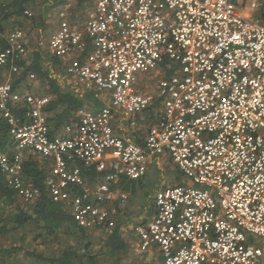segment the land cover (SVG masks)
I'll return each instance as SVG.
<instances>
[{
    "label": "built area",
    "instance_id": "built-area-1",
    "mask_svg": "<svg viewBox=\"0 0 264 264\" xmlns=\"http://www.w3.org/2000/svg\"><path fill=\"white\" fill-rule=\"evenodd\" d=\"M92 7L83 23L63 7L56 29L39 30L35 41L80 90L109 93L105 106L78 109V123L62 134H50L48 97L14 87L27 34H5L4 184L33 204L39 190L24 182L21 163L34 154L49 165L52 202L78 226L110 233L115 209L106 206L123 209L128 200L113 186L142 179L165 154L187 183L154 194L151 218L133 228L139 249L155 248L160 264H264V0H93ZM158 71L155 91L143 90L146 74ZM141 114L142 145L116 134L117 118L133 133ZM79 165L101 176L87 184Z\"/></svg>",
    "mask_w": 264,
    "mask_h": 264
},
{
    "label": "trees",
    "instance_id": "trees-1",
    "mask_svg": "<svg viewBox=\"0 0 264 264\" xmlns=\"http://www.w3.org/2000/svg\"><path fill=\"white\" fill-rule=\"evenodd\" d=\"M92 1L78 0L72 12V19H76L77 12L81 11L84 6L92 4ZM48 3H51V5L48 4V8L54 6L61 9L67 7L69 2L68 0H49ZM31 4H33L32 0H12L5 4L0 3V50L7 46L4 37L8 32L7 29L11 26L10 21L12 19L34 21V16L31 18L23 16V12ZM43 19L42 15L39 16L41 28L45 29L47 26ZM57 63L58 60L50 56L48 52L35 48L31 58H27L25 55L21 61L16 62L20 68V73L12 77L15 88L20 87V85L25 86L29 74H33L38 81L48 86L52 99L46 105L45 111L51 114L48 121L53 124L55 130L65 123L75 125L77 123L75 112L84 104V99L73 92L61 90L57 80L50 76L49 66ZM8 144V126L0 119V148L5 149ZM40 160L38 161L34 156H27L21 163L24 182L39 190L37 200L28 205V209L20 207L14 217L0 222V235L5 236L10 231L25 229L30 226L42 232L39 236L41 235L45 241L47 237H56L62 233L67 238L73 237V242L66 243L57 256L50 258L40 256L39 259L48 264H98L97 257L89 252L92 230L78 226L64 204L52 202L44 185L49 173V165L43 159ZM81 172L87 184L94 182L101 176L96 174L92 167L83 166ZM15 196V192L8 188L0 178V199L9 200ZM102 244L103 253L110 260L109 264H126L123 260L127 254V246L118 224L110 233L105 234ZM6 251L14 252L16 249L10 248Z\"/></svg>",
    "mask_w": 264,
    "mask_h": 264
},
{
    "label": "rangeland",
    "instance_id": "rangeland-1",
    "mask_svg": "<svg viewBox=\"0 0 264 264\" xmlns=\"http://www.w3.org/2000/svg\"><path fill=\"white\" fill-rule=\"evenodd\" d=\"M49 0H32V3L27 10L32 12L34 16V21L30 20H14L7 29V31H13L17 28H22L25 33L27 34V49H35V41L38 35L39 30L44 31V34H50L56 29L57 24V14L61 9L55 8L54 6L48 8ZM69 8L68 14H71L77 3L78 0H68ZM93 3V1H92ZM236 3V2H234ZM73 8V9H72ZM92 4L89 6H84L81 11L77 12L78 17H80L81 23H83L86 18L90 15L92 11ZM44 18V24L47 26L45 29L41 28V23L39 22V16ZM21 22V24H19ZM148 76V87L144 88L145 91H155L157 82L159 79L163 78L164 75L158 72H151L150 74H146ZM12 81H14L12 79ZM143 85V84H142ZM28 87V92L34 95H45L46 92L39 88V83L36 78L32 80H28L25 83V86L19 87L21 91L26 90ZM87 97H90L92 100L96 101V104H100L101 102L107 101L109 97V93L102 90H93L90 93H87ZM135 119V118H134ZM136 121L138 118L135 119ZM127 121V120H126ZM126 127L128 126L127 123L124 124ZM140 128L138 127L137 130ZM30 155H24V159ZM160 161L161 167L159 168H152L154 172H147L146 177L144 179V184H142V196L149 197L152 195L154 191L157 189H161L164 187H172L179 184V181L183 184H186V179L184 180L179 173L178 169H176L175 165L170 161L167 155L161 154L158 156L153 157L152 162ZM151 162V163H152ZM167 179H174L179 180L176 181L175 185H168L166 184ZM132 184L139 185L143 183L142 179L131 181ZM20 207H24L28 209V205L23 204L16 196L9 200H1L0 199V222H3L7 218H12L17 212V209ZM107 232L92 230V238H90V247L89 252L97 257L98 264H109L110 260L108 256L105 255L103 250L102 240ZM42 232L37 231L34 227L30 226L25 229H18L10 231L5 236L0 235V264H48L42 261V258H50L53 256H57L63 246L66 243L73 242V237L67 238L65 234L59 233L56 237H47L46 241L43 240ZM10 248H15L16 251L14 252H7L6 250ZM5 251V252H4Z\"/></svg>",
    "mask_w": 264,
    "mask_h": 264
},
{
    "label": "crops",
    "instance_id": "crops-1",
    "mask_svg": "<svg viewBox=\"0 0 264 264\" xmlns=\"http://www.w3.org/2000/svg\"><path fill=\"white\" fill-rule=\"evenodd\" d=\"M14 20L16 19H12L10 21L11 26H12L11 23ZM33 52H34L33 48L27 50L26 57L31 58ZM49 67H50V76L57 80L58 86L60 87L61 90L67 91V92H73L76 95H78L80 98L84 99V104L82 107L95 110L107 104L108 101H105L97 105L96 101L92 100L90 97H87V93H90L93 90H90V91L80 90V87L78 86V84H76V82L72 81L71 78L66 76L63 72V69H61L60 66H57V64L50 65ZM38 83H39V88L46 92L45 95H39V96L48 97L50 101L52 99V95L50 94L48 86L46 84H43L41 81H38ZM28 87L29 86H27L26 90H24L25 92L29 91ZM76 113L77 112H75V116H76ZM47 115H48V118H50L51 114L47 113ZM140 117L142 118H139L137 120L136 130H134L133 133L130 132L129 125L126 120L122 118H117L114 121V127H115L116 134L122 137H125V138L127 137L128 139L133 140L138 145H142L143 139L146 133L145 132L146 126L148 123L146 122V119H147L146 114H141ZM77 123H78V118H77ZM125 123H127L128 125L127 127L124 125ZM68 125L75 126L74 124L65 123L64 125L60 126L59 128L55 130L53 124L49 123L50 134L51 135L62 134L64 133L65 127ZM138 127L140 128L139 130H137ZM25 155L34 156L35 159H37L38 161H41L40 160L41 158L35 156L34 154H25ZM81 166L83 167V165ZM81 166L80 168H82ZM160 167H161L160 161L158 160L156 162L153 161L150 164L147 172L150 171L153 174L154 172L152 171V168L160 169ZM145 177L146 175L142 178L143 183H140L139 185L132 184L133 182L125 178H121L119 182L113 186V189L116 192H124L128 195V200L126 204L124 205V208L118 209L116 205L110 204V203L106 206L110 210L115 209L114 211L115 212V215H114L115 222H116V225L118 224L120 226L122 236L127 246V254L125 256V259L123 260L126 262V264H160L161 263L160 254L155 248H150L146 251H141L139 249L138 239L133 232V228L137 223L148 221L151 218L152 212H153L154 194L160 189L159 188L156 191H154L152 195H150L149 197L142 196V184H144ZM176 181H179V180L167 179L166 184L175 185ZM179 184H181L180 181H179Z\"/></svg>",
    "mask_w": 264,
    "mask_h": 264
}]
</instances>
